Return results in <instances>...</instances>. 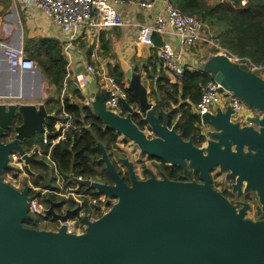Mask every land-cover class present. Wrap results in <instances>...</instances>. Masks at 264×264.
Here are the masks:
<instances>
[{"label":"water","instance_id":"obj_1","mask_svg":"<svg viewBox=\"0 0 264 264\" xmlns=\"http://www.w3.org/2000/svg\"><path fill=\"white\" fill-rule=\"evenodd\" d=\"M4 66L8 68L3 63L0 70ZM202 69L220 85V94L230 92L257 112L247 118L250 125L231 122L229 107L224 113L197 115L204 143L196 147L170 125L172 112L160 104L156 112L139 80L126 73L128 91L138 99V112L123 103L126 114L117 116L97 96L92 105L95 117L124 141L132 142L140 156L189 168L198 182L153 175L140 180L135 163L123 159L126 172L121 174L127 175L126 182L101 147L99 161L111 184L70 178L79 188L115 202L97 220L85 219L87 227L80 235L67 233L64 225L57 231L25 227L26 221L33 220L30 188L25 184L19 191L3 179L7 172L17 170L10 165L12 154L20 157L27 173L30 163L46 165L28 155L24 144L34 134L48 136L45 125L53 118L43 104L21 102L41 97L45 77L39 72L12 74L6 80L8 89L0 92V100L11 101L0 103V264H264V218L246 219L247 204L236 209L212 187V172H227L228 179L235 181L233 189L255 192L258 211H264V78L220 54L208 58ZM135 114L143 115V130L133 122ZM47 204L45 214L61 223L77 212L58 215L54 212L57 204Z\"/></svg>","mask_w":264,"mask_h":264},{"label":"built area","instance_id":"obj_2","mask_svg":"<svg viewBox=\"0 0 264 264\" xmlns=\"http://www.w3.org/2000/svg\"><path fill=\"white\" fill-rule=\"evenodd\" d=\"M22 1L27 7L35 8L43 13L52 24L62 31L67 41L63 48L66 61V75L58 97L60 111L57 115L53 116L54 132L50 135L54 137L48 141L49 150L58 144L62 138L66 137L70 131L75 129L74 117L63 109L68 88L73 84L79 91L86 90L95 74V69L90 64L84 65L83 69L77 73L71 71V47L84 33L100 32L113 28L134 27L137 29V43L145 46H154V36L173 37L176 41L175 46L164 43L157 48V53L164 70L176 79L181 77L185 68L182 64L183 52L196 45L211 49L216 54L225 56L230 62L245 66L250 72L264 78L263 66L256 65L248 58L238 57L230 51L223 49L218 44L216 36L211 29L194 16L181 13L168 0H162L163 8L150 25H141L125 21L120 16L117 8L119 5L127 3L130 5L135 4L143 9H151L153 3L134 2L132 0ZM3 63L7 64L8 70L13 74L31 72L37 69L36 63L29 59L22 49H14L11 47H3L0 51V66ZM100 82L105 93V109L117 116H124L126 112L123 103L127 102V89L107 73L100 75ZM219 88L220 85L209 76V81L205 85L199 101L193 106L194 113L196 115H204L210 113L216 105H223L229 107L232 112L230 116L231 122L238 123L240 126L249 125L250 123L247 122L246 117H253L256 115V112L249 109L232 93L224 91L220 94L218 92ZM134 110L138 112V108ZM42 136L47 138L49 133L48 136ZM44 143L47 144L46 141ZM29 154L32 155L31 152H28ZM45 158L50 163L51 168L53 167L55 174L59 175L57 178L61 181V184L65 186L60 189L59 193L65 194L68 186L65 185L55 165L50 161L49 154L45 155ZM10 165L22 170L24 167L23 162H20V157L17 154L10 156ZM76 179L84 180L80 177H76ZM70 181H72L71 178ZM28 186L30 188V195L33 197V200L29 203L30 215L38 221V225H46L55 221L57 228L51 231H57L61 225H64L67 233L74 235L83 234L87 227L84 220L86 219L88 222L97 220L108 212L110 206L115 202L113 199H108L104 194L86 188H79L75 185V187L73 186L67 192V195L72 196L74 200L72 208L68 206L66 209H63L61 203H55L57 206L54 208V212L58 215H64L67 211L74 209L77 210L72 218L65 223H61L59 220H54L45 214L48 205L41 204L42 199L40 194L37 193L38 188L32 184ZM56 191L55 189L48 190V192L44 190L45 193H51L52 195ZM108 202L109 205L107 204Z\"/></svg>","mask_w":264,"mask_h":264},{"label":"trees","instance_id":"obj_3","mask_svg":"<svg viewBox=\"0 0 264 264\" xmlns=\"http://www.w3.org/2000/svg\"><path fill=\"white\" fill-rule=\"evenodd\" d=\"M134 2L152 3L154 0H132ZM181 13L194 16L209 29H211L218 44L232 54L248 58L256 65L264 64V0H232L230 3L208 5L207 0H168ZM245 2L243 7H239ZM235 5V6H233ZM237 6V7H236ZM153 41L158 48L162 45L159 37L154 36ZM59 51H48L44 59H37V66L45 76L49 87L60 93L66 71V61ZM30 59V58H29ZM32 60V59H31ZM118 83L121 81L117 68L109 73ZM209 81V76L202 71L189 70L184 68L180 78L171 83L165 77L156 81V89L150 92L149 96L155 101V111H158V104L164 111H171L170 125L175 126V131L183 140L192 139L193 144L198 147L204 142L200 132V121L194 113L193 106L199 101L202 91ZM73 87V86H72ZM75 89V88H74ZM127 104L133 109L138 108V99L127 90ZM44 106L49 114L60 111V104L57 99H48ZM63 109L74 117L75 129L62 138L58 144L49 150L48 141L53 138L50 134L54 132V119L46 122V130L49 133L47 138L40 137L47 144L42 146V154H49L50 161L55 165L57 172L63 178L65 185L75 187L70 177H80L102 184H111V179L104 165L99 161L101 158V147L105 149L116 170L124 181L127 182V175L121 174L117 164L113 161V148L119 143V135L106 128L102 122L94 117L87 106L73 105L68 99L64 101ZM160 119V116L158 115ZM133 122L143 130L146 123L143 115L135 114ZM122 143V142H120ZM49 151V152H48ZM149 160H156L165 165L161 160L148 157ZM176 168V167H174ZM182 171L169 172L172 181H188L187 177L180 175ZM38 182H37V180ZM33 183L42 184L43 189L53 190L54 188L43 185L42 180L36 178ZM52 182L54 180H51ZM46 186V187H45ZM38 187V186H37ZM45 199V198H44ZM57 203L54 195L48 196L41 204ZM74 203L71 201L69 207ZM34 218V217H33ZM37 220L26 221L24 226L31 229L36 227Z\"/></svg>","mask_w":264,"mask_h":264},{"label":"crops","instance_id":"obj_4","mask_svg":"<svg viewBox=\"0 0 264 264\" xmlns=\"http://www.w3.org/2000/svg\"><path fill=\"white\" fill-rule=\"evenodd\" d=\"M152 3L151 9H143L135 4L126 3L119 5L117 10L127 22L150 25L163 8L162 0H154ZM136 34L137 29L134 27L113 28L82 34L71 47V71L77 73L78 69L81 71L84 65L90 64L94 67L95 74L86 90L79 91L71 84L66 93V99L73 105L87 106L95 117L92 109L94 99L102 96L103 101L105 100L100 75L109 74L111 70L117 68V74L121 77L120 83L124 88L127 90L129 88L130 82L126 77V73H129L131 78H137L145 88L149 102L155 104L149 94L152 89H156V81L165 77L173 83L176 78L171 77L162 67L154 41V46L140 45L137 43ZM157 37L160 38L162 44L168 43L175 46L176 41L173 37ZM66 43V36L62 31L39 10L27 7L22 0H0V51L3 47L22 49L28 58L37 61L38 58L43 60L45 53L53 50V53L59 51L61 57L65 59L63 48ZM206 49L201 45L186 49L182 54L184 67L204 72L202 64L215 55L206 53ZM38 72L41 73V70L37 67L36 70L31 71V75H37ZM12 74L5 66L0 70V92L8 89L6 80ZM40 93L41 97L37 100L44 99V102L50 98L58 100L60 94L48 86L46 78L42 82ZM37 100H29L30 102L22 100V103H36ZM0 103H11V101L0 100ZM226 109V106L216 105L210 114L215 115L217 111L224 113ZM51 114L54 116L55 112ZM118 141L123 142L124 140L119 136ZM32 150L40 151V148Z\"/></svg>","mask_w":264,"mask_h":264},{"label":"rangeland","instance_id":"obj_5","mask_svg":"<svg viewBox=\"0 0 264 264\" xmlns=\"http://www.w3.org/2000/svg\"><path fill=\"white\" fill-rule=\"evenodd\" d=\"M222 3L232 4L233 2H232V0H207V4L211 5V6L215 5V4H222ZM244 5H245V2H241V5L239 7H243ZM233 6H235V5H233ZM206 53L216 54L211 49H206ZM34 62L37 65V62L36 61H34ZM260 66L264 67V64H260ZM43 98H45V95H43ZM44 101H45L44 99L37 100V101H35L36 103H32V104H35V105L43 104L44 105ZM99 105H101V102H99ZM99 112H101V114H103L102 107L101 108L99 107ZM256 115H257V112H256ZM148 136H149V138L153 137V135L151 133H149ZM40 137L42 138L41 134H34L32 137H30L26 141V144L24 145V149H25V151H27L29 153L31 152V154L35 156L36 160H42L46 165L30 163L29 164V173L30 174L27 173V171L25 170L24 167H23V170L17 168L18 169L17 172H15V173L14 172H7L4 175L3 179L6 183L10 184L11 186L16 188L17 190L21 191L25 184L34 185L33 181L36 178H39L42 180L41 182L43 183V185H47V187L52 186L55 190H57L55 192V194H53L56 197V202L61 203L63 209H66L69 206V203L71 201L72 202L74 201L72 196L67 195V192L72 187H67L65 194L59 193L60 189L64 188L65 186L61 184V181H59V179L57 178V177H59V175L55 174L53 167L51 168L50 163L47 161L45 156L42 154V146L44 147L46 144L44 143L43 139H41V143H40V141H39ZM201 145H199L198 147H200ZM34 148H40V151L32 150ZM112 153L114 155L113 161L117 164L118 169L121 170L123 173L126 172V169L121 162L123 159H128L129 161L135 163L136 174L140 180L148 179L151 175H153L157 179H161L159 172H160V167L162 166V164L156 160H149L148 157H146V156H140L138 149L136 148V146L132 142L126 140V141H123L122 143H120V141H119V143H117L115 148H113ZM180 175L182 177H187L188 181H185V182H198L197 174H194L192 172V170L189 168H187L185 170V174L180 173ZM227 176H228L227 172H221L219 169H215L212 172L213 188H215L217 190L220 189L222 191L224 189H227V188L231 190L233 188L235 181L229 180ZM51 180H54V181L52 182ZM37 182H38V180H37ZM37 184L38 185H34V186L35 187L38 186L37 187L38 188L37 193L40 194L41 199L43 201L46 198H48L49 194L52 195L51 193H47L48 190L46 193L44 192L45 189L41 188L42 184L41 185H40V183H37ZM257 199L258 198L256 196V199H253L254 202L249 201V203H251V205H252V209L247 212L246 217H245L246 219H250L252 221H260L264 218V211H263L262 215H257L255 213V206L257 204ZM36 227H38L39 229L53 230V229L57 228V225H56V222L54 221L53 223H48L46 225H37Z\"/></svg>","mask_w":264,"mask_h":264},{"label":"flooded vegetation","instance_id":"obj_6","mask_svg":"<svg viewBox=\"0 0 264 264\" xmlns=\"http://www.w3.org/2000/svg\"><path fill=\"white\" fill-rule=\"evenodd\" d=\"M185 170L183 168L170 167V166H168V165L165 164V165H162L160 167V172L159 173H160L161 178L162 177H166V178H168L169 180L172 181L173 179H170L169 178V172L174 171V172L177 173L179 171H182V173L185 174ZM212 187H213V180H212ZM215 190L218 191V192H220L231 204H233L236 207V209H241L242 206H243V204H247L248 205V208L245 211V214H244L245 217H246L247 212L252 209V205H251V203H249V201L250 202L251 201L254 202L253 199H256V193L255 192L245 193L244 190H243V188H242L241 193H238L233 188L231 190L227 188V189H224L223 191L220 190V189H218V190L215 189ZM259 207L260 206H259L258 199H257V204L255 206V213L257 215H262L263 214V211L262 210L258 211Z\"/></svg>","mask_w":264,"mask_h":264}]
</instances>
